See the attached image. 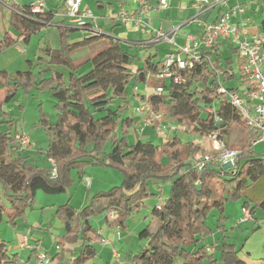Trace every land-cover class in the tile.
Here are the masks:
<instances>
[{
	"label": "trees",
	"instance_id": "1",
	"mask_svg": "<svg viewBox=\"0 0 264 264\" xmlns=\"http://www.w3.org/2000/svg\"><path fill=\"white\" fill-rule=\"evenodd\" d=\"M30 3L11 5L10 25L17 34L15 37L8 31L3 34L0 52L18 41L28 43L32 35L51 22V17L34 16ZM56 26L59 47L46 45L42 50L48 58L39 59L48 65L67 67V79L59 71L48 76L43 74L49 68L37 74L31 66L14 72L0 70V91H3L0 98V221L5 218L15 228L25 217L27 208L32 207L38 189L45 194L65 192L73 183L72 171L76 170L82 179L85 164H101L121 170L122 182L95 192L79 209L69 200L57 206L55 216L64 231L55 236L59 250L50 260L91 264L97 255L96 243L101 239L94 218L106 219L110 211H116L117 224L126 229L129 217L140 211L143 201L156 195L148 186L152 179L168 182L169 191L160 204L151 208L150 220L138 231L137 237L146 240L145 245L137 252H127L125 264H245L235 245L226 240L224 207L229 200H241V206L249 208V220L258 210L264 212V198L253 202L245 197V191L264 178V153L253 149L257 132L247 125L225 95L217 91L218 71L225 79L236 78L237 66L242 71L235 61L237 48L232 47L231 55L224 59L217 43L202 48L200 52L208 60L195 61L189 68H177L183 81L176 82L170 77L156 79L160 62L152 63L150 57L142 67L132 71L133 55L121 49L118 39L95 31L91 36L71 40L70 35L79 27L68 25L64 20ZM261 28L264 34V20ZM98 40H104L105 44L90 55V69L79 72L73 52ZM131 82L161 88L160 93L152 92L144 97L148 107L145 116L151 118L153 127L170 119L183 126L186 135L202 138L218 128L226 135L230 122L238 125L241 141L234 145L240 150L235 165L221 166L210 160L197 169L193 160L205 151L190 137L182 138L176 132L154 144L147 139V134L135 131L136 141L130 144L129 128L137 124L126 113L127 86ZM19 90L23 93L46 91L55 100V119L50 121L41 107L38 118L47 136L44 153L49 159L48 168H40L32 158L35 153L15 143L16 120L3 105L15 101ZM207 105H213L220 121L215 122L213 113L205 110ZM90 143L92 148H87ZM107 146L109 149L105 150ZM53 167L56 177L51 178L49 171ZM213 209L218 212L216 230L221 236L210 252L205 240L214 233L207 224ZM214 250L218 251L217 256ZM19 261L17 253L0 237V264Z\"/></svg>",
	"mask_w": 264,
	"mask_h": 264
},
{
	"label": "rangeland",
	"instance_id": "2",
	"mask_svg": "<svg viewBox=\"0 0 264 264\" xmlns=\"http://www.w3.org/2000/svg\"><path fill=\"white\" fill-rule=\"evenodd\" d=\"M31 0H9L10 4H24ZM46 6H55L61 5L60 0H44ZM6 6V5H5ZM3 12H5V8L2 6ZM63 9V8H61ZM50 17L46 10L43 11L40 18L44 19ZM60 17L55 16L50 23L43 27L42 31L32 35L31 40L28 43H20L16 48L8 47L0 54V68H5L7 70H17L31 66L34 73H38L39 69L47 66V63L41 61L38 57L34 55L35 52H38V55H45V52L42 50L46 45H49L52 48H56L59 46V36L58 30L56 26V21L59 20ZM7 21V19H6ZM2 20L0 22V38L2 34L8 28V22ZM14 29L11 28L9 32H13ZM87 53L80 52L79 60L85 56ZM45 57H48L45 55ZM26 58H31V64L29 61H26ZM53 69H60L62 71H66V67L63 65H52ZM43 74L46 76L53 75L54 73L49 70L44 71ZM64 79H67V75L64 76ZM128 98L131 99L133 95V83H130L127 86ZM143 92V91H141ZM3 94V91H0V98ZM136 97L138 98L139 106L143 105V95L141 93H137ZM17 98L19 102H10L4 104L6 110H9L13 119L16 120L13 130H19L20 132H25L35 143L36 151H40V153L35 152L33 156L34 162L40 168H48L49 167V159L45 155V150L47 148V138L45 132L41 125L38 122V110L41 109L48 114L50 120H54L56 115V110L54 108L55 100L54 98L46 91H38L32 90L29 93H23V91L19 90L17 93ZM19 104H21L24 108H20ZM115 104V103H114ZM25 111H24V110ZM38 109V110H37ZM140 111H144V109L140 108ZM129 108L126 113H130ZM138 114H135L137 117ZM145 124L152 125L151 118L144 119ZM157 126L164 128V133H159L156 127H152L149 136L154 144H158L162 141V139H166L169 135L176 132L182 138L190 137L195 143L200 144L202 151L212 152V139L206 137L199 138L197 136L186 135L183 131V128L180 124H177L175 121L167 119L161 121ZM142 128V124H135L133 127L129 128L128 131V140L130 144H134L136 141V133L135 128ZM228 136L227 138L231 142H235L240 139L241 129L238 125L233 122L229 123L228 126ZM138 129V128H137ZM138 132V131H137ZM17 133V132H16ZM121 130H119V135ZM141 134L142 132H138ZM33 139V140H32ZM229 147H234L232 144H227ZM87 148H92V144H88ZM235 148V147H234ZM109 147H105V150H108ZM253 149L256 152L264 153V144L254 145ZM83 170H86L91 181L95 179V183L93 184V188L91 192H87L86 188L81 185L77 187V184L80 183L78 179L75 177L76 187H74L75 183L67 189L65 192H61L56 195H63L65 197L62 203H65L70 199V192L72 193L71 202L74 205L80 204L81 200L88 196V200L95 193V189L99 190H107L113 185H119L123 179V173L121 170L117 168H113L110 166H105L101 164H85L83 166ZM76 171V170H74ZM96 185V186H95ZM148 186L153 190V193L156 194L154 197L147 198L143 201V205L140 208L139 212L133 213L128 221V229L126 231L121 230L122 238H125V247L129 250V252L134 253L139 251L146 243V240H141L137 237L138 231L150 220V211L153 206L156 204H160L167 196L169 191V183L164 180H152L148 181ZM36 192L41 195L44 192L42 190H37ZM85 193V194H84ZM160 195V197H159ZM42 196V197H44ZM46 197V196H45ZM245 197L249 198L253 202L256 200H260L264 198V178H260L257 182L253 183L246 191ZM37 195L35 196V200L32 204L31 208H27L25 217L23 220V224H20L17 230L9 225L4 218L0 221V237L4 240H7L9 249L11 247L19 250V253L26 257L28 253V249L23 251V249L19 248L18 243L16 242L17 234H26L29 238V244L34 245L35 251H32V255L35 257L36 253L39 250H47L50 255L53 251L59 250L57 247L55 236L53 233L61 232V221L55 216V209L58 205H54V207H50L48 205L43 206L37 202ZM41 202V201H40ZM43 202V201H42ZM87 202V201H86ZM85 202V203H86ZM60 203V204H62ZM84 203V204H85ZM43 204H48V202H43ZM83 204V203H82ZM80 204L79 206H81ZM83 204V205H84ZM240 205L241 200L234 201L229 200L225 203L224 207V215L227 217L224 219V224L226 228V240L233 243L238 249L239 256L245 261V264H263L262 258L264 256L263 246H264V217L263 211L259 210L257 214V220H248L246 222L238 224L236 222V217L238 212L240 213ZM218 218V212L216 209H213L207 218V224L213 228L214 233H212L209 237L206 238L205 242L208 247L214 249V234H218V237L221 236V232L216 230V223ZM94 223L98 220V217L94 218ZM41 222L43 229L36 227L38 222ZM20 223V221H18ZM17 227V226H16ZM47 228V229H46ZM51 229V232L49 231ZM218 237H216L218 239ZM37 240V241H35ZM124 247V248H125ZM121 252H125V249ZM96 249L100 252L101 257L98 260L101 264H117L115 263L111 255L108 254L107 248H102L98 244L96 245ZM126 249V250H127ZM213 250H210L212 252ZM218 251H215L214 254H217ZM50 255L48 258L50 259ZM121 255L119 253V261ZM56 264H67L68 261L56 260ZM53 260H50L49 264H55ZM97 263V262H92ZM119 263V262H118ZM206 264V263H205Z\"/></svg>",
	"mask_w": 264,
	"mask_h": 264
},
{
	"label": "crops",
	"instance_id": "3",
	"mask_svg": "<svg viewBox=\"0 0 264 264\" xmlns=\"http://www.w3.org/2000/svg\"><path fill=\"white\" fill-rule=\"evenodd\" d=\"M31 1L24 4H28ZM211 1L212 0H209V2L204 3L196 0H168L167 6L161 7L159 5V0H82L81 7L89 8L94 15V19H92V21L89 23V26L87 28H77V31L70 35V39L79 40L84 37H88L95 34V31H99L114 39H118L120 41L121 49L133 55V63L130 65V68L132 71H135L137 68L142 67L145 64V60L149 57L152 63L160 62L161 65V62L166 53L177 50L178 47L182 45L191 44L193 40L198 38L199 35L202 33V30L205 27V25L213 24L219 18V16L224 10L228 8H233L237 5L241 7V11H236L232 16V20L234 22L245 20L248 23L247 31L249 34L258 33V32L262 33L261 23L264 20V0H224L223 3L218 5H214V3ZM143 3L148 5L149 8L147 9V11L141 13L140 9L142 8L141 6ZM11 5L13 4H10V2L7 5L3 3L2 0H0V22H2V20L6 21V19H7L6 22H8V28L7 30H5V32L7 31L9 32L12 28L9 20ZM2 6L6 9L5 12H3ZM44 10H46V12L49 14L51 20L55 16L60 17L59 20L56 21V23L64 20L68 25L74 26L68 22L65 16L64 1L63 2L61 1L60 6L57 4L51 7L46 6ZM120 11L133 12L134 16H140V20H138L137 22L132 20L122 21L118 16ZM42 29L40 31H42ZM159 32L163 33L165 36H159L158 34ZM10 34L13 37H15L17 32L14 30L13 32H10ZM20 43L21 42L18 41L11 46L17 49ZM104 44H105L104 40H98L85 48L73 52L72 58L74 62L78 65L77 70L79 72H84L90 69L91 64L88 61L90 55L92 54L93 51L100 49ZM217 45H218V52L220 53L222 59L228 58L232 53L231 48L235 47L228 40H224V39H219ZM8 47L3 48L0 54ZM80 52L83 53L88 52V54H85L82 60L81 59L79 60L78 54ZM37 53L38 52H35L34 55L38 58L39 57H43L45 59L48 58L45 57L44 54L42 56V55H38ZM29 60L31 61L32 59L26 58V61ZM236 60L237 63H239L240 68L242 69V71H240L239 68H237L238 66L236 67L235 69L236 78L233 77L231 79H225L224 77L222 78L221 75L222 73L220 71V79L222 84L229 88H236V87L239 88L240 84L244 80L243 59L239 57L238 53L236 54L235 61ZM27 68L28 67L17 70H24ZM45 68H49L50 72L52 71L53 73L55 71H59L63 74V77L66 75L68 76L69 69L67 67H66V71H62L60 69L59 70L53 69L52 65L47 64V66L39 70ZM1 69L7 70L5 68H0V70ZM7 71L14 72L16 70L14 71L7 70ZM154 77L156 78V75ZM155 87L157 86H150L148 84L141 82L133 83L132 98L129 99L128 98L129 95L127 94L128 108L131 111L129 114L132 116L133 119L137 120L138 124H142V128L137 127L138 129L135 128V131L142 132L143 134H147L148 136L147 139H151L149 133L151 132L153 126L149 124H145L144 119L146 118L145 116L146 112L145 110L140 111V108L142 109L145 106V104L141 105V107L139 106V102H138V98L136 97V94L141 93L143 95L142 99L144 101L145 96L149 95L152 92H155ZM15 98L16 100L14 102H19L17 95ZM118 102L119 101H117L116 103ZM19 106L20 108H24L21 104H19ZM3 108L4 110H6L4 105ZM6 111L10 113L9 110ZM135 114H138V116L135 117ZM38 115H39V110H38ZM228 128L225 135L227 144H232V145L238 144L241 141V135L239 140L235 142H231L227 138L229 133ZM13 132L16 133L20 131L13 130ZM259 143L264 144V141H259L253 144V147L254 145H257ZM27 152L38 153V151H36V146L33 141L30 149H28ZM84 173L85 176L82 179H79L78 174L75 171H72L73 184L75 183V180L78 179L80 183L77 184V187L83 185L86 188L87 192H91L93 188V184L95 183V179L91 181V178L89 177L88 173H86V170H84ZM85 177H88L89 183L85 182ZM76 183L74 185L75 188H77ZM97 191L98 190L95 189V192ZM150 192L153 193V190L151 188H150ZM36 195L38 199L37 202L40 203V205L43 206L48 205L51 208L54 207V205H60V203H62V201H64L65 199L63 195H56V194H45L46 196L45 197L44 195H41L40 193L36 192L35 196ZM69 195H70V199H69L70 204L77 209L81 208L88 202V196H86L87 193L84 196L85 198L81 200L80 204L82 203L84 204L86 201L87 202L84 205L82 204L81 206H79L80 204L74 205L71 202L72 193L70 192ZM42 201L46 203L48 202V204H43ZM241 207L242 206L240 205V209H239L240 213L238 212L236 221L238 217L241 216ZM258 211L253 216V219H251L254 220V222L257 220ZM263 217H264V213H263ZM19 221L20 223L18 222L17 227H15L14 230H17L20 224H23L25 220L21 218ZM94 226L96 228L97 233L101 236V239L97 241L96 245L98 244L102 248H107L108 254L111 255V258L115 263L125 264L124 256L127 252H129V250L125 247V241H124L125 238H122L121 230L126 231V229L129 228L128 224L126 229H121L117 224L116 219L113 220L110 219L109 216H107L106 219L98 217V220L96 221V224L94 223ZM36 227L43 229V226L40 221L38 222ZM49 231L51 232V229H49ZM63 231H64V227L63 224L61 223V232L53 233V235L62 234ZM116 231H119V234H117ZM218 234H214L215 236L214 242H217L216 237H218ZM24 237L26 239L25 242L28 244V247L20 246V241H22ZM28 240L29 238L26 234L24 233L17 234L16 242L18 243L19 248L23 249V251H26L29 248L26 257H23V255L19 253V250L13 247L10 248L11 250H14L17 253L19 260L24 262H32L35 258L32 255L33 250L30 248L32 247V245L29 244ZM123 248L125 249V252H121ZM44 251L46 252L47 256L50 255V252L48 253L47 250ZM57 251H53L51 253L50 259ZM215 251L216 250H214V252ZM119 253L121 255L120 261H119ZM114 254H118L117 259ZM99 257H101V254L97 250V255L92 260V262H97V263L91 262V264H101V262L98 260ZM53 262L55 263L56 260H53ZM67 264H69V261Z\"/></svg>",
	"mask_w": 264,
	"mask_h": 264
},
{
	"label": "built area",
	"instance_id": "4",
	"mask_svg": "<svg viewBox=\"0 0 264 264\" xmlns=\"http://www.w3.org/2000/svg\"><path fill=\"white\" fill-rule=\"evenodd\" d=\"M8 1L4 0L3 3L8 5ZM196 1L209 2V0ZM223 1L212 0L211 2L214 5H218L223 3ZM81 2L82 0H64L65 16L70 24L79 28H87L92 19H94V15L89 8H82ZM167 4L168 0H159L161 7H166ZM45 7L44 0H33L30 3V11L36 17H39L43 13ZM141 7V13L147 11L149 8L144 3ZM236 11H241V7L237 5L224 10L213 24L205 25L202 33L191 44L182 45L177 50L166 53L161 62L160 69L156 73V78L164 79L170 77L176 82L183 81L176 72L177 68H189L192 67L195 61L208 60V58L203 57L204 55L200 52L201 49L210 48L219 39L228 40L237 48L239 57L243 59V78L248 82L244 83L242 81L237 90L228 89L222 84L220 71H218L217 91L225 95L230 104L246 121L247 125L257 132V137L253 141V144H255L259 141H264V34L261 32L249 34L247 31L248 23L245 20L234 22L232 16ZM118 16L122 21L132 20L137 22L140 20V16H134L133 12L120 11ZM158 34L159 36H165L161 32ZM155 92L160 93L161 88L155 87ZM144 104L143 109L146 111L148 107L145 101H143ZM205 110L213 113L215 122L220 121L219 116L214 112L213 105H207ZM152 117L158 116L152 115ZM182 128L184 129L183 126ZM156 129L159 133H164V128L156 126ZM207 137L212 139V150L214 153H198L193 160V165L197 169H201L208 161L214 160L221 166H234L240 150L227 145L226 137L221 133V129L214 130ZM14 140L21 149H30L31 147V139L25 132L15 133ZM49 175L51 178L56 177V169L54 167L49 171ZM85 182L89 183L88 177H85ZM108 216L110 219L115 220L117 213L116 211H110ZM249 219V208L246 206L241 207V216L238 217L236 222L240 224ZM116 232L119 234V231ZM25 240L24 237L20 241V246L28 247ZM33 246L30 248L35 251ZM212 249L207 247V251ZM114 255L117 259L118 254ZM49 262L50 259L46 252L39 250L32 262L20 260L18 264H49Z\"/></svg>",
	"mask_w": 264,
	"mask_h": 264
}]
</instances>
